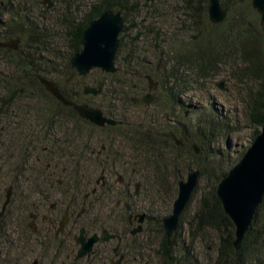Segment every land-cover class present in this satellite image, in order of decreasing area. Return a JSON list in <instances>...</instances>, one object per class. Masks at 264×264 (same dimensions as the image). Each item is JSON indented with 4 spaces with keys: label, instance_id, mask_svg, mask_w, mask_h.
<instances>
[{
    "label": "rangeland",
    "instance_id": "1",
    "mask_svg": "<svg viewBox=\"0 0 264 264\" xmlns=\"http://www.w3.org/2000/svg\"><path fill=\"white\" fill-rule=\"evenodd\" d=\"M43 1L18 0V4L15 5L18 8L15 7V12L26 14L23 10L28 8L30 10L28 14L32 25L34 23L40 29L46 30L49 34V38L46 39L51 43V50H59L58 53L55 50V54L54 52H45L48 57L47 60L53 61L50 69H47L50 72L43 74L44 78L52 80L70 94H80L85 103L101 108L106 115L112 112L114 114L112 117L126 122L124 123V130L131 127L133 132L137 130V133L140 131L144 134L148 130L158 129L162 131L161 133L165 134L173 132L175 140L181 144L188 141L185 145L186 148L179 151L182 155L180 159L178 157L175 158L169 150H166L165 157L168 164L164 169L160 167L157 170V157L151 156L147 150L145 152L136 151L127 139L121 143L119 138H116L120 142V144L117 143V145H120V147L118 146V150L120 151V154H118L119 163L128 164L131 162L133 164L132 168H135V170L133 169L135 171V179L131 186L132 194L135 193V183H140L137 196H133V198L126 197L127 204L125 207L128 206L131 209L128 208L127 212L121 209L122 211L119 215L121 221L119 227L121 231L119 230V232L127 236L123 244V251L126 254L124 264H161L159 252L163 233L160 230L158 219L163 224V218L172 213L173 203L178 196L179 181L186 180L190 170L197 169L199 161L192 160L186 156L188 149L192 146L194 149L197 147L199 149L198 155L202 153L203 149L214 153L217 152L216 154L219 153L225 162L223 166L227 174L241 160L249 147H251L258 136L256 132H262L263 125L251 122L249 112L248 92L251 89L255 90L257 83L249 79L246 73H241L244 64H242L238 55L223 57L208 77H201L195 69L183 66L180 69L182 77L176 78L175 76H171V73L174 72L172 70L177 69L176 67L172 68V66L176 64L178 55L184 51L186 41L197 33L193 31L192 20L189 17V14L192 12L184 10L185 0H138V11L127 14L124 30L120 34V41L121 38H123V41H121L116 56L117 72L115 74L105 73L101 69L96 68L86 76L76 73L67 82L70 73L64 69V66L67 54L70 52L68 50L70 40L66 35V31L69 27L85 19L92 6L98 3L99 0H51L52 5L50 7H48L49 3H44ZM197 1H199L202 7V11L196 19L200 21L199 25L203 24L205 28H208L209 24H213L208 17L207 7L209 0ZM247 5H249L247 7L251 16L260 23V14L253 8L251 0H249V4ZM153 6L158 8L159 15H153L156 9L153 8L152 10ZM18 25L13 23L11 32ZM37 30L39 29H34L33 33H37ZM14 32L21 31L14 30ZM178 41L181 42V47L178 45ZM22 43L20 39L18 49L22 47ZM31 44L38 46L37 40ZM132 50L136 52L134 54L136 57L145 61V64L144 66L140 64L134 68L135 75L128 80L129 83L127 84L129 85L125 89L124 87L121 89L118 84L123 83L122 80L127 70L124 68L123 62L125 58L130 59L133 57L130 55V51ZM39 51L40 49H38ZM161 62L166 65L164 75L169 79L165 83V86L159 82L158 72L155 70L156 66H159ZM146 70L152 71L150 72V76L154 82L158 83L156 92L158 100L149 106L135 104L132 101L133 98L140 97L149 92V80H143L142 77L138 76L139 74L147 73ZM22 73L23 71H19L13 65L2 64L0 67V78L24 76ZM99 83L103 84V90L100 95H85L83 93V86L85 84L96 87ZM220 83H223L222 87H220ZM0 85H2L1 81ZM1 88L0 86V97L8 101V94L4 93ZM183 89L185 93L180 92ZM171 93L173 98L179 94V101L177 103H174ZM53 110L54 104L52 100L42 94L41 96L38 95L37 92L27 98H15L13 96L10 99V105L6 104L2 107V111L10 112L8 114L9 120L16 122V125L21 121L42 123L45 121L44 113ZM38 113H40L42 119L39 118ZM3 120L6 119H0V121ZM214 120H220L221 129L216 132L213 138L204 140L202 133L207 129L209 123ZM67 122L70 124H66ZM60 125L54 128V133L64 139V148L76 155H82V151H79L82 148H99L105 139L102 132L80 120H76V118L65 119ZM182 128L186 129V132L182 131ZM187 134L189 135V140ZM68 135L70 136V143L68 142ZM131 149L134 150L131 151ZM90 157H93V155L88 154L85 156L86 159ZM83 160L80 162V169L77 168L79 172L82 169L83 165L81 163H83ZM94 161L93 158L92 162L87 163L89 164L90 171L87 172L86 176L83 175V169L77 174L76 179L78 182L70 194L76 193L78 189L81 193L79 196L82 198L86 186L85 182L88 179L96 182L100 178V167L94 164ZM179 162H182L185 166L188 165L191 169L187 170L184 166L180 168ZM169 163H173L174 165L169 168ZM120 165L121 163L118 164V166ZM116 166V163L114 164L113 161H110L109 164H106L105 168L111 170V168ZM73 169L70 172L72 176ZM114 178L118 181L120 178H124V176L118 173ZM214 182L215 178L209 175L199 178V193L183 215L181 225L175 233L177 246L174 249L179 248L180 250L183 244L182 241L190 242L196 264H213L217 257L219 238L216 232L208 230L204 236L192 240L193 230L190 227L197 199L201 194L209 191L214 186ZM117 191L119 190L117 189ZM120 195L121 193L114 194L111 206L105 207L104 211L109 212L112 209L111 207L116 204ZM5 196L6 190L0 189V213L2 212ZM32 210L28 207L27 203L25 209L17 208V203H13L7 207L4 214L6 217L5 223L8 224L9 222V233L15 230V234L11 235L15 243L3 240L4 244H2V247L4 254L1 264H31L36 257L40 259V264H50L52 258L48 253H43L42 249L38 246L30 245L23 248V245H18L20 225L22 224L20 220L24 217L25 213L27 221L31 222L29 213ZM113 211L115 212L116 208ZM128 211H132L134 214L144 212L150 216V220L144 224V230L139 234H130ZM32 224L35 226V223ZM1 228L0 222V241L2 238ZM131 247L136 250L131 252ZM141 253L143 257L140 256ZM137 254H139L140 258H136ZM94 264H97V262H94Z\"/></svg>",
    "mask_w": 264,
    "mask_h": 264
},
{
    "label": "trees",
    "instance_id": "2",
    "mask_svg": "<svg viewBox=\"0 0 264 264\" xmlns=\"http://www.w3.org/2000/svg\"><path fill=\"white\" fill-rule=\"evenodd\" d=\"M221 2L223 6L229 8V14L227 18L219 24H209L208 28H205L203 24L199 25L200 21L196 19L197 16H200L202 11V7L199 1L185 0L184 10L190 13L192 12L191 14H189V17L192 20L193 31L197 33L191 36L188 41H186L184 45V51H182L178 55V57L176 58V64L172 66V68L176 67L177 69L172 70V72H174L171 73V76H175L176 78L182 77L180 69L181 66H183L185 68L195 69L201 77H208L211 75V71L215 68L216 64H218V62L221 61L223 57H232L238 55L242 64H244V68L241 73H246L249 79L257 83L256 89H251L248 92L251 122L258 125H263L264 25H261V23L255 20L249 13V9L247 7L249 6L247 5L249 4V0H221ZM138 3V0H99L98 3L92 6L85 19H83L78 24H74L73 26L69 27L66 31V35L70 40V47L68 48L70 52H68L67 54V60L64 69L71 74V71L73 70L71 67V58L76 51L81 49L82 34L93 19L99 17L104 11L113 9L115 11H122L124 19L126 20V16L128 13L138 11ZM16 4H18V0H0V40L9 41L13 39H21L23 42L22 47L17 50L0 47V67L2 64L13 65L19 71H23L22 74H24V76H18L16 78H0V81L2 82V85H0L2 87L1 89H3L4 93L8 94L9 99L8 101H6V103H4V98L0 97V119H4L3 116H6L10 113H8V111H2V107L7 103L9 106L10 99L13 96L15 98H27L30 97L31 94H36L37 92L38 95L41 96L42 94L45 97L51 99L52 103L54 104L53 111L44 113L45 121L42 123L36 122L38 126L39 124L44 123V125H47L48 131L50 132L51 129L54 130V128H56L57 126H61L60 124L65 119L76 118V120H80L88 124L89 126L96 128L97 130L102 132L103 136L105 137L99 148L86 147L80 149L79 151H82V155H76L75 153L68 151L66 148H64L63 145L61 146L63 148L57 150V161H61L63 159L62 162L67 169L66 174H62L58 178H61L64 181L62 184H60V186L65 185L68 191V195L79 196V194H81L80 190L78 189L76 193L73 192L72 194H70V192L74 190L73 187L78 182L76 179L77 174H79L83 169V175L86 176L87 172L90 171L89 164L87 163L92 162L93 158L95 160L93 163L97 164L100 167V170L102 169L101 167H106V164H109L110 161H113L114 164L116 163V165L120 163L122 165V162L119 163L118 161V154H120L118 146L120 147V145H117V143L120 144V142L122 143L123 141H125V139H127L129 144H131L132 148H135L136 151L139 150L140 152H145L147 150L151 154V156L154 155L155 157H157V170H159L160 167L164 169V167H166L168 164V161L165 157L166 150H169L175 158L178 157L180 159L182 157L179 151H182L186 148L185 145L188 141H186V143L184 142V144H181L180 142L175 140V135L173 132H167L165 134L161 133L162 131L157 129L148 130L144 134H142V132L140 131L137 133V130L133 132L131 127L127 130H124L123 127L125 126L124 123L126 122L121 119H117L121 121V123L116 126H106L104 128H100L99 126H96L88 120L80 117V115L72 107L64 105L50 92H48L46 86L42 83L41 80L44 78L43 74H47V72H50L47 69H50V65L53 60H47L48 57L46 56L45 52H54L55 54L56 49L51 50V43L47 41L48 39H46L49 38V34L47 33V31L44 29H40V27H37V25H34V23L32 25L28 14L30 10L26 8L25 10H23V12L25 11L24 13L26 14H18L19 12H15V7H17L15 6ZM153 8L156 7L153 6L152 10ZM153 15H159L158 8L154 10ZM13 23L19 25L15 29H13V32H11V26L13 25ZM34 29L39 30H37V33H33ZM14 30H20L21 32L15 33ZM30 31L32 32L29 33ZM36 40L38 46L32 45L31 43L36 42ZM121 41H123V38H121ZM177 43L180 47L182 46L180 41H178ZM38 49H40L39 52ZM56 51L57 53L59 52V50ZM132 52L133 50L130 51V55H132L133 57L130 59L125 58L123 62V66L127 70L122 80L123 83L121 82L118 84L121 89H123V87L125 89L126 86L129 85L127 84L129 83L128 80L133 78V76L135 75L134 68L140 64H142L143 66L145 64L144 60H141L140 58L136 57V55H134L136 54V52ZM162 62L159 66H156L155 70L158 72L159 82L163 84V86H165V83L169 79L164 75L166 65ZM150 72L152 71H147V73L137 75L145 80L147 79L148 75H151ZM2 76L4 75L2 74ZM58 87L66 98L75 102L85 103V100L82 99L80 94H70L64 88L60 86ZM180 92L185 93V90H180ZM178 97L179 94L175 98L172 97L174 103H177V101H179ZM38 115L39 118H41L40 113H38ZM108 116L112 117L114 116V114L112 112H109ZM219 121L220 120H214L209 123L207 129L202 133L204 140L211 137L213 138L216 132L221 129V122ZM25 122L29 123L27 121ZM32 126V128H34V125ZM32 128H29V132L25 131V139H32L33 137L38 136L36 134L33 135ZM181 130L186 132V129L182 128ZM256 134H259V131H257ZM68 137V142L70 143V136L68 135ZM116 138H119L120 142H118ZM41 139V142H43L42 145H44L47 139L46 135L44 134ZM102 145H106L108 147L107 154H109L110 156H107L105 154L103 155L104 157H98L96 154L92 153L93 150H100ZM133 150L134 149H131V151ZM203 151L202 153H200V155H198L196 150L192 146L188 149V153L186 155L192 160H199L197 163V169L200 171V178L204 177L205 175H209L212 178H215L214 186L209 191L201 194L197 199L196 209L192 220L190 221V227L193 230L192 240L204 236L208 230L216 232L219 238V244L217 257L213 264H264V198L256 211L253 222L243 239L240 249L236 250L234 246L236 230L235 224L224 211L223 205L217 195V184L224 176H226V171L223 166L225 162L221 158L219 153L216 154L217 152L214 153L212 151H205V149H203ZM88 154L93 155V157L86 159L85 156H87ZM82 159H84L83 163H81L83 166L81 171L79 172L77 168L80 169L79 165ZM29 163L31 164L32 162L29 158H27L26 164L30 165ZM130 164L132 163H128L129 167ZM169 164V168L174 165L173 163ZM178 165L180 168L184 166L187 170L191 169V167H189L188 165L185 166V164H183L182 162H179ZM72 169L73 176L72 174L70 175ZM92 172L96 171L93 170ZM28 176L30 175H27L26 181H28ZM91 181L92 179H88L85 182L86 186L84 188V192L95 184L94 181ZM33 184H35L34 181ZM198 193L199 188L197 186L191 201L189 202L188 206L181 216L179 227L181 225L183 215L188 210L191 203L195 200V197L196 195H198ZM28 197H30V194ZM28 206L30 205L28 204ZM118 219L119 223H121L120 217H118ZM149 220L150 216H148V221ZM108 221L109 220L106 219V222ZM158 221L160 230L163 233V240L160 243L159 252L161 264H196L195 256L194 254H192V246L190 242L182 241L183 244L181 245L180 250L179 248L175 250L174 248H176L177 242H175L172 246L169 245L164 232L162 221L160 219H158ZM14 234L15 230H13L12 233H9V222L8 224L5 223L2 233L4 240L15 243V240L11 238V235ZM21 242V239L18 238V245H21ZM134 250L136 249L131 247V252ZM138 255L139 254H137L136 258H140V256L143 257L142 253L140 254V256Z\"/></svg>",
    "mask_w": 264,
    "mask_h": 264
},
{
    "label": "flooded vegetation",
    "instance_id": "3",
    "mask_svg": "<svg viewBox=\"0 0 264 264\" xmlns=\"http://www.w3.org/2000/svg\"><path fill=\"white\" fill-rule=\"evenodd\" d=\"M3 118L6 120L0 121V189L6 190L5 200L7 194L9 192L11 194L8 206L17 203L18 208L25 209L27 203L30 205L28 207L33 209L29 213L31 222L27 221L25 213L20 220L22 223L20 225V239L23 248L30 245L38 246L43 253H48L53 259H51L50 264H94V262L111 264L113 260H118L120 257H123L121 264H124L126 254L123 251V244L127 236L119 232L118 217L121 214V209L124 211L128 208L131 209L128 206L125 207L127 204L126 197H136L140 187V183L136 182L135 193H131V186L135 179V168H132V164L130 167H127V163V165H117L111 170L102 167L100 178L83 193L82 198L77 195H68L65 185L60 186L64 181L58 178L62 174L65 175L67 169L62 162L63 159L57 161L56 154L58 149L63 148L61 146H64V139L56 135L52 129L49 132L44 123L38 126L35 122L34 124L21 121L16 125V122L9 120L8 115L3 116ZM66 124L69 125L70 123L67 122ZM29 128L33 129V135L38 136L25 139V131L27 132ZM44 134L47 139L46 143L42 145L41 138ZM92 153L98 157H104L105 154L110 156L107 154L108 147L106 145H102L100 150H93ZM27 158L32 162L30 165L26 164ZM118 173L122 174L124 178L117 181L114 176ZM27 175H30L28 181H26ZM116 193H121L116 204L111 207L109 212L104 211L105 207L111 206V201ZM29 194L30 197H28ZM105 202L107 203L105 204ZM3 205L0 213L2 233L6 220L4 214L7 210L6 208L3 211ZM114 208H116L115 212L113 211ZM128 213L130 234L136 235L132 232L139 226V215L144 212L134 214L132 211H128ZM106 218L109 222H106ZM147 221L148 214L143 223L142 231ZM32 223H35V226ZM62 224H64L63 229L58 232ZM82 229L85 230L88 238L93 234L101 236L103 230H108L117 237L109 241L96 242L89 256L77 258L80 245L77 243L76 236L81 233ZM3 240L2 236L0 262L4 254ZM117 247H119L118 254L115 251ZM35 260H38L37 264L41 263L40 259L36 257L31 264Z\"/></svg>",
    "mask_w": 264,
    "mask_h": 264
},
{
    "label": "water",
    "instance_id": "4",
    "mask_svg": "<svg viewBox=\"0 0 264 264\" xmlns=\"http://www.w3.org/2000/svg\"><path fill=\"white\" fill-rule=\"evenodd\" d=\"M43 2L49 3L48 7L52 5L51 0H44ZM251 3L253 8L260 14L261 25H264V0H251ZM207 9L209 20L214 24L223 22L229 14V8L223 6L221 0H209ZM124 25V15L120 10L108 9L99 17L93 19L82 34L81 49L76 51L71 58V67L74 71L67 78V82L76 73L86 76L96 68L105 73L117 72L116 56L121 45L120 34L124 29ZM19 43L20 39L0 41V47L17 50ZM147 79L149 80V92L143 96L133 98L132 101L135 104L149 106L158 100L156 94L158 83L154 82L150 75L147 76ZM42 83L56 99L64 105L72 107L80 117L94 125L104 127L106 125L116 126L121 123L116 118L106 115L99 107L66 98L52 80L43 78ZM219 85L222 87L223 83ZM102 90V83H99L96 87L88 84L83 86L85 95L98 96L102 93ZM195 150L197 153L199 152L197 147H195ZM199 178L200 171L195 169L188 173L186 180L179 181L178 196L173 203L172 213L163 218V227L170 246L175 243V232L178 230L181 216L199 184ZM217 195L224 211L235 224L234 246L236 250H239L264 198V124L262 132L258 134L241 160L218 183ZM10 200L11 194L9 192L3 205V211L7 208ZM146 217V213L139 215V226L133 230L132 234L142 231ZM63 225H61L58 232L62 231ZM116 237L117 235L111 234L108 230H103L101 236L93 234L88 238L85 230L82 229L81 233L76 236L77 243L80 245L77 258L89 256L96 242L109 241ZM118 237L121 239L120 236ZM118 248L115 250L116 254H118ZM1 255L0 248V260ZM122 259L123 257L113 260L111 264H121ZM37 263L38 260H35L32 264Z\"/></svg>",
    "mask_w": 264,
    "mask_h": 264
}]
</instances>
